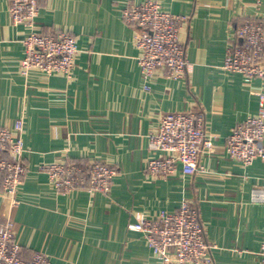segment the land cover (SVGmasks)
Returning a JSON list of instances; mask_svg holds the SVG:
<instances>
[{"label":"crops","instance_id":"obj_1","mask_svg":"<svg viewBox=\"0 0 264 264\" xmlns=\"http://www.w3.org/2000/svg\"><path fill=\"white\" fill-rule=\"evenodd\" d=\"M146 0H38L34 31H65L77 39L72 77L31 69L21 74L23 38L9 0H0V128L22 119L27 173L11 206L0 194V215L13 221L21 257L45 253L53 264H162L142 232L127 226L136 215L174 212L183 197L193 201L212 246L211 264H260L264 204L252 203L264 187V160L249 166L225 151L231 129L255 116L264 80L245 82L222 68L236 27L264 18V0H155L164 11L186 16L179 28L189 70L184 79L156 74L146 90L133 29L122 12ZM261 66L263 64L261 63ZM201 112L213 147L202 153V170L178 171L150 180L146 165L158 152L147 136L161 115ZM103 162L116 174L107 194L57 191L43 166Z\"/></svg>","mask_w":264,"mask_h":264},{"label":"built area","instance_id":"obj_2","mask_svg":"<svg viewBox=\"0 0 264 264\" xmlns=\"http://www.w3.org/2000/svg\"><path fill=\"white\" fill-rule=\"evenodd\" d=\"M39 11L38 0H9V14L14 26L29 29L23 38L24 57L21 74L36 69L50 76L72 77L78 53L77 39L57 30L51 34L34 31ZM124 22L133 29V43L139 50L138 64L145 83L156 74L184 79L189 65L185 48L179 39V28L188 21L186 16L164 11L155 0L128 6L122 12ZM236 43L226 49L222 68L243 75L245 82L253 78L264 80V18L248 17L236 27ZM261 63L263 66H261ZM255 116L235 125L226 137L227 155L251 165L264 160V90L259 94ZM23 121L17 119L11 129L0 128V194L16 206L17 191L28 171L22 154ZM150 150L158 152L148 160L146 177L150 180L168 179L178 169L183 176H193L202 170L199 158L210 152L213 142L204 127L201 112H169L159 118L155 131L147 136ZM52 186L61 193L77 189L107 194L112 186L115 169L103 162L90 161L85 166L73 163H51L43 166ZM252 203L264 204V187L251 190ZM13 221L0 215V264H53L43 252H34L29 260L21 257V247L15 240ZM142 232L153 255L162 264H211L212 246L206 241L205 226L197 205L183 197L176 211L162 213L158 218L136 215L127 226ZM260 264H264V236L261 241Z\"/></svg>","mask_w":264,"mask_h":264},{"label":"trees","instance_id":"obj_3","mask_svg":"<svg viewBox=\"0 0 264 264\" xmlns=\"http://www.w3.org/2000/svg\"><path fill=\"white\" fill-rule=\"evenodd\" d=\"M70 163H73L72 161Z\"/></svg>","mask_w":264,"mask_h":264}]
</instances>
